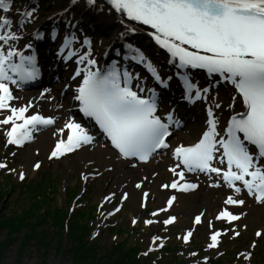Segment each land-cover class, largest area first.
I'll use <instances>...</instances> for the list:
<instances>
[{
	"label": "snow or ice",
	"instance_id": "obj_1",
	"mask_svg": "<svg viewBox=\"0 0 264 264\" xmlns=\"http://www.w3.org/2000/svg\"><path fill=\"white\" fill-rule=\"evenodd\" d=\"M87 2L90 6L98 4V0ZM109 3L111 10L123 16L125 21L151 27L154 41L170 54V63L178 68L177 76L183 83L190 103L207 101L212 92V87L201 88L190 72L191 69H203L209 76L222 77L235 87L231 107H236L237 97L246 106L244 111H237L231 116L225 130L221 131L218 111L223 106L218 102H209L207 130L198 142L179 144L174 148L172 155L179 163L170 170L181 180L185 169L206 173L210 178L213 174L220 177L214 184L220 186L223 181L233 193L226 197V205H242L244 201L234 198V194L244 190L257 202H264V0H109ZM12 7V0H0V9L7 12ZM37 11V7L30 6L18 13L21 28L37 18ZM76 23L68 21L69 34L58 55L68 61L78 57L77 63L81 67L74 79L85 77L76 96L83 115L94 119L123 157L146 161L158 149L168 148L172 128L180 127L183 123L177 117L176 109L158 114L162 104L161 93L156 87L147 88V82L129 67L117 62L110 68L101 69L93 56L92 38L88 37L82 42L87 46V51L83 47L78 50L76 45L81 42L73 31ZM12 25L13 20L7 16L0 22V110L7 109L10 112L0 120V124H11L6 132L7 143L22 145L32 139L34 130L53 125L55 117L40 112L26 115L32 107L31 100L19 107L10 103L14 97L9 82L19 87L20 82L36 80L40 75L37 56L25 55L24 51L15 47L14 42L23 37L13 31ZM137 31L136 27L128 24L127 31L121 35L126 37L128 33L135 34ZM35 38L42 40L48 37L41 31ZM52 38L59 39V30ZM34 47V43L27 44L28 49ZM127 48V60L145 66L159 85L170 87L172 77L166 82L143 49L132 43ZM65 130H68L66 139L63 136L57 139L51 157L72 152L94 140L88 129L75 119L70 118L57 132L64 134ZM251 146H255L258 151L254 152ZM5 167L6 163H0V168ZM34 167H39V162ZM19 176L23 179L24 173L20 172ZM140 186L141 182H137L136 187ZM161 187L188 190L196 188L197 184L191 181L178 184L177 180H173L170 185L162 184ZM112 195L110 193L109 197ZM127 196L125 192L121 199ZM144 196L147 197L146 192ZM109 197H105V200ZM174 199V196L169 197L167 205L170 206ZM118 210V207L114 208L113 212ZM156 211H166V208ZM203 215V212L195 215L193 223L200 222ZM243 215V212L233 213L225 207L216 219L223 218L231 223ZM175 219V216L169 215L163 224L168 225ZM235 228L232 225L231 235L238 236L239 232ZM222 231L229 232L230 229ZM221 234L220 229L210 232L209 248L218 245ZM191 235L192 230L188 229L183 232L182 239L187 242ZM260 235L261 231H257L256 236ZM151 239L153 247L158 246L157 242L163 243L161 237L153 236ZM251 255V252L241 254L244 259Z\"/></svg>",
	"mask_w": 264,
	"mask_h": 264
},
{
	"label": "rangeland",
	"instance_id": "obj_2",
	"mask_svg": "<svg viewBox=\"0 0 264 264\" xmlns=\"http://www.w3.org/2000/svg\"><path fill=\"white\" fill-rule=\"evenodd\" d=\"M12 3L11 12L4 14L0 10V22L5 16L13 20V31L19 32L23 37L14 42L18 49H21L25 42H33L39 27L45 25L50 14L60 11L61 8L60 0H43V3H39V0H12ZM31 3L38 9L37 18L26 27L20 28L18 13L30 7ZM72 16L75 18L69 17V20L85 22L89 26L88 29L92 26L95 29L90 32L89 37H95L93 56L101 65L102 56L110 46L114 31L100 28L89 16H81V19L76 14ZM63 24L68 25V22ZM85 39L79 38L81 43L76 45L78 50L83 47L87 51L82 43ZM147 43L135 42L136 46L151 52L158 65L163 68L162 64L166 65L167 60L162 55H154L157 51ZM77 60L78 57L74 58L73 63L66 66L65 75L69 76L66 83L69 85L79 79H74L79 69ZM145 81L147 85L150 84L148 80ZM39 89L27 91L36 94L42 90ZM215 89L217 88L212 89L207 101L201 102L197 113L198 121L191 123L189 129L176 132L171 140V148L154 156L146 164L124 160L98 138L94 139L96 144L93 146H82L80 150L68 155L51 157V151L57 141L56 135L60 134L57 130L63 127V122L70 118L79 122L75 116L77 103H66L61 96L60 86L53 97L48 93L42 97L43 101L37 100L35 107L28 109L26 113L30 115L40 112L43 115L52 114L51 116L56 118L55 126L34 130L35 136L40 134L39 138L26 141L22 145H10L7 143L6 132L11 124H0V163H6L5 169H11L9 174L12 175V180L16 181V184L21 183L20 172L24 173L23 180H28L27 182L44 171L49 173L45 180L37 182L29 192L20 184L19 189L16 188L14 192H11V187H0V262L14 260L15 264H82V261H85L83 264H264V202H256L252 196L236 193L234 198L242 199L244 203L226 205V197L233 193L223 181L220 186L214 184L220 177L213 174L210 178L206 173L195 175L185 172L181 180L170 170L178 164L172 157L174 148L179 144L195 143L205 129L209 102H218L223 106L218 115L223 128L225 127L229 113L227 110L232 101L223 88ZM22 93L18 89L15 91L16 97L10 102L13 106L18 107V97ZM56 103L63 105L62 109H54ZM9 114L6 109L0 110V120ZM80 124L95 136L89 126ZM192 129H195L194 136L191 135L194 133ZM37 162L39 167H34ZM3 169L0 174H5L6 170L4 172ZM173 180H177L178 184L189 180L196 183L197 187L188 190L161 187L162 184L170 185ZM0 181H3L1 177ZM137 182H141L140 188L136 187ZM50 185H53L54 193L46 203L41 192ZM71 192L73 193L69 194ZM125 192L128 196L122 200ZM145 192L147 197L144 196ZM110 193L113 195L109 197ZM173 196L175 199L168 206L167 199ZM105 197L109 198L105 200ZM195 197L201 198L198 204L197 201L194 203ZM117 207L119 210L113 212ZM225 207L234 213L243 212L244 215L231 223L221 222L216 216L218 211ZM165 208L166 211H156ZM65 212L68 217L64 224L61 216L65 215ZM200 212L204 213L200 222L193 223L195 215ZM169 215L175 216L176 219L164 225L163 220ZM134 219L137 221L135 224ZM147 220L153 222L145 223ZM11 222L20 226L14 232L9 229ZM139 224L138 228L134 227ZM60 225H66L65 230L60 231ZM232 225L236 226L238 236L231 235ZM225 228L230 231L223 232ZM188 229L192 230V235L185 242L182 234ZM215 229H220L222 234L218 238V245L209 248L210 232ZM257 231H261L260 236H256ZM153 236L163 238V243L157 242L158 246L153 247ZM86 239L91 242L90 245ZM82 246L91 251L89 250L87 258L79 261L76 258V250H85ZM168 248L177 255L176 258L172 253L167 254ZM247 252H251L252 256L242 258L241 254L246 255ZM129 255L131 256L126 258ZM204 257L208 259L205 260Z\"/></svg>",
	"mask_w": 264,
	"mask_h": 264
},
{
	"label": "bare ground",
	"instance_id": "obj_3",
	"mask_svg": "<svg viewBox=\"0 0 264 264\" xmlns=\"http://www.w3.org/2000/svg\"><path fill=\"white\" fill-rule=\"evenodd\" d=\"M61 2V8L60 11L54 12L52 14H50L49 18L47 19V21H45L46 25L49 23L55 24V25H59V24H63L64 22H66V20L69 19V17L71 15L76 14V16L81 17V16H89L92 18V20L96 21L100 28L105 29V30H109L112 29L114 31L113 37L111 38V43L112 44V53H109L106 55L103 54V58L102 60H104L106 58V56L110 57L113 56L116 51L117 48L119 47L120 44H126L127 42H135V41H145L148 42L149 45L151 46L152 49H154L155 51H157L158 55H162L164 56V58L167 60V64L170 65V67H172L173 69L178 71V68L174 65H172L170 63V54L164 50L163 48H161L153 39V37L151 36V32L153 31L151 29L150 26L148 25H142L139 22H133V21H125V18L123 16H121L119 13H116L114 11L111 10V6L106 3L104 0H98V4L96 6H90L87 2V0H79V2H75V0H60ZM122 21H125L124 23H122ZM131 24V26L136 27L138 29V31L135 34L132 33H128V35L122 36V33H125L127 31V25ZM37 42V40L35 41ZM42 41H38V44L41 43ZM29 42H27L23 48V51L26 53L25 55H28L29 52L31 53L32 49H28L27 48V44ZM147 43V44H148ZM52 52H47L46 50H41L39 49V53H36L39 55V59H41V64L43 66L44 69H47L49 67L54 68L56 70V72H51V73H57L59 71V67L61 66V62L54 57V53L53 50L51 49ZM106 55V56H105ZM55 59V62H54ZM58 62H60V65H58ZM81 67V66H80ZM84 67H87V65H84ZM80 70V69H79ZM192 71V69H191ZM199 74H202L201 71ZM61 78V76H58ZM63 78V77H62ZM85 77L80 76L78 82L73 83V85H71V88H69V84L65 83L62 79H59V86L62 88V95L65 99L66 103L69 104H73L74 102L78 101L76 99V96L78 94V89L79 87H81L82 84V80ZM221 79V78H218ZM215 81H217V79H214ZM10 85V82H9ZM222 87H224V90L227 91L228 95L230 96L231 101L233 100V95L235 94L236 90L235 87L233 85H231L230 82H221ZM59 86L55 87H49L47 88V93L46 95H48V93L52 94V96L55 95L56 90L59 88ZM15 96V95H14ZM16 97V96H15ZM42 96L39 93L34 94L33 92H28V91H24L22 93L21 96L18 97L19 103H18V107L21 105H26L28 103L29 100L32 101V107L29 109H32L33 107H35L37 100L38 101H43V98H41ZM47 98V97H46ZM64 102V101H62ZM232 103V102H231ZM236 107L233 108L230 105L229 111H243V103L240 100L239 97L236 98ZM62 109L63 105H60L59 103H56V107L54 106V109ZM37 108V107H36ZM66 123V122H65ZM63 122V126L65 124ZM68 130H65L64 134H57L56 138H60L61 136H63V138L66 139V134H67ZM192 133L191 135L194 136L195 135V129H192ZM202 137V135H199V139ZM199 140H197L198 142ZM185 145H189V143H184ZM174 158V156H172ZM127 172H129L127 170ZM133 174V172H131V175ZM196 199L194 200L197 201L196 203L198 204L199 199H201L200 197H195ZM195 203V204H196ZM28 264H31L29 262H27ZM0 264H15L14 260H4L2 262H0ZM33 264V263H32Z\"/></svg>",
	"mask_w": 264,
	"mask_h": 264
},
{
	"label": "trees",
	"instance_id": "obj_4",
	"mask_svg": "<svg viewBox=\"0 0 264 264\" xmlns=\"http://www.w3.org/2000/svg\"><path fill=\"white\" fill-rule=\"evenodd\" d=\"M5 170H7V172H5ZM2 171H4L5 172V174L3 173V174H0V177L2 178V180L3 181H0V187L2 186L3 188H8V187H11V192H14L15 190H16V188H18L19 189V187H18V185L20 184V185H24L25 186V190L27 191V192H29L30 191V188L33 186V185H36L37 184V182H41V181H43V180H45L46 178H47V176H49V173L48 172H46V171H44V172H42L38 177L36 176V178L35 177H33V179H31L29 182H27L28 180H23V181H21V183H19V184H16V181L14 182L13 180H12V178H11V176L12 175H10L9 174V172H10V170L9 169H3ZM7 173V174H6ZM23 188V187H22ZM10 190L8 191V192H10ZM22 191H19V193H21ZM54 192H53V185H50V186H48L47 188H46V190L44 191V192H41V195H42V197H45V202L47 203L48 202V199H49V196L51 195V194H53ZM73 192H71V193H69V194H72ZM4 195H5V191H4ZM35 195H37V193L35 194ZM45 195V196H44ZM47 200V201H46ZM58 208H60V207H58ZM64 210V209H63ZM65 215H63V216H61V218H62V220H64V224H65V221H66V219H67V217H68V213L67 212H65L64 213ZM39 220H41V219H39ZM15 221H17V220H15ZM11 226V227H10ZM140 226V224L139 225H137L135 228H138ZM20 226L19 225H15L14 224V222H11L10 224H9V229H11V232H14L15 230H17L18 228H19ZM65 228H66V225H60V227H59V229H60V231H63V230H65ZM69 229V228H68ZM87 237V236H86ZM87 240V239H86ZM87 242L89 243V245L91 244V242H89L88 240H87ZM94 243H96V242H94ZM94 243H92V244H94ZM95 245H97V244H95ZM85 250H76V258L79 260V261H81V260H83V258H87V256L89 255V250L90 249H88V248H86L85 246H82ZM91 251V250H90ZM167 254H170V253H172V255L176 258L177 257V255H175V253L172 251L171 252V249L170 248H168L167 250ZM129 254V253H128ZM127 254V255H128ZM131 255H129V256H126V258L127 257H130ZM83 263L85 262V261H82ZM82 263V264H83Z\"/></svg>",
	"mask_w": 264,
	"mask_h": 264
}]
</instances>
